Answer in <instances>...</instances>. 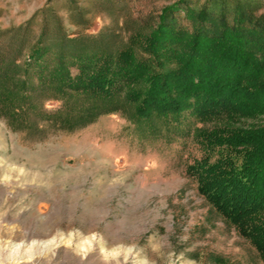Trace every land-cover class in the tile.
<instances>
[{
    "label": "rangeland",
    "instance_id": "rangeland-1",
    "mask_svg": "<svg viewBox=\"0 0 264 264\" xmlns=\"http://www.w3.org/2000/svg\"><path fill=\"white\" fill-rule=\"evenodd\" d=\"M178 1L0 0V63L114 50ZM184 3L175 18L186 30V11L203 9L264 30V0ZM189 123L190 133H150L114 113L70 133L22 132L0 118V264H262L186 174L202 155L195 129L211 127Z\"/></svg>",
    "mask_w": 264,
    "mask_h": 264
},
{
    "label": "trees",
    "instance_id": "trees-1",
    "mask_svg": "<svg viewBox=\"0 0 264 264\" xmlns=\"http://www.w3.org/2000/svg\"><path fill=\"white\" fill-rule=\"evenodd\" d=\"M184 2L114 50H35L0 63V118L22 132L70 133L114 113L150 133L210 125L195 129L202 155L186 174L264 264V120L238 126L264 116V30L204 9L186 11V30L175 18Z\"/></svg>",
    "mask_w": 264,
    "mask_h": 264
}]
</instances>
